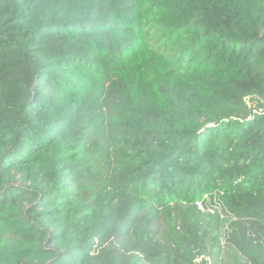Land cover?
Instances as JSON below:
<instances>
[{
	"label": "trees",
	"instance_id": "trees-1",
	"mask_svg": "<svg viewBox=\"0 0 264 264\" xmlns=\"http://www.w3.org/2000/svg\"><path fill=\"white\" fill-rule=\"evenodd\" d=\"M0 264H264V0H0Z\"/></svg>",
	"mask_w": 264,
	"mask_h": 264
},
{
	"label": "built area",
	"instance_id": "built-area-1",
	"mask_svg": "<svg viewBox=\"0 0 264 264\" xmlns=\"http://www.w3.org/2000/svg\"><path fill=\"white\" fill-rule=\"evenodd\" d=\"M204 201H205V202H206V201H210V197H209V196H205V198H204L202 201H199V202H197V203L195 204L196 207L198 208V210L204 212V211H206V209H207V211H208L209 213L214 214V213H215L214 209H213V208H209V207H207V204L205 205V204H204ZM216 210H217V208H216ZM217 212L220 214V211H219V210H218Z\"/></svg>",
	"mask_w": 264,
	"mask_h": 264
}]
</instances>
